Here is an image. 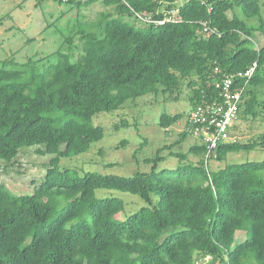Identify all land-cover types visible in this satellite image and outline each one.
<instances>
[{
  "label": "trees",
  "instance_id": "1",
  "mask_svg": "<svg viewBox=\"0 0 264 264\" xmlns=\"http://www.w3.org/2000/svg\"><path fill=\"white\" fill-rule=\"evenodd\" d=\"M95 1L36 0L76 6L67 26L55 28L60 47L45 59L0 60V170L22 148L54 156L32 194L0 184V264H264V161L209 169L230 153L264 150V133L207 155L202 138L184 130L145 160L150 171L132 177L61 167L105 138L96 117L145 96L189 104L161 114L158 125L169 130L181 120L190 125L199 106L223 105L217 85L232 77L243 101L231 133L242 119L260 118L264 0H102L116 15L84 22L82 10ZM254 64L250 78L238 77ZM188 136L198 142L189 154L202 155L199 165L159 169L187 159L176 148ZM237 232L245 234L238 243Z\"/></svg>",
  "mask_w": 264,
  "mask_h": 264
},
{
  "label": "rangeland",
  "instance_id": "2",
  "mask_svg": "<svg viewBox=\"0 0 264 264\" xmlns=\"http://www.w3.org/2000/svg\"><path fill=\"white\" fill-rule=\"evenodd\" d=\"M36 4V0H0V60L14 59L17 63H24L29 58L45 59L60 47L63 38L56 33L55 28L67 26V22L76 15V6L45 2L42 7H38ZM107 13L116 15L114 8L104 5L102 0H97L82 10V14L86 15L84 22H95L102 14ZM174 13L176 15L177 11ZM61 14L65 17L53 25ZM125 20L130 23L134 21L132 17H125ZM257 37V45H263L261 35L257 34ZM74 43H81L79 36L75 37ZM74 55H78V52ZM10 68H13V65ZM188 105L184 99L180 103H174L166 102L163 97L145 96L136 102H128L124 108L114 113H102L94 119V124L105 128V138L93 144L87 153L62 159L61 167L76 169L79 174L92 171L125 177H132L137 170L150 171L151 165H146L145 160L154 157L159 148L176 142L179 133L185 129L181 120L169 130H163L158 125L161 114H176L188 109ZM122 121L127 123V127L115 129V125H120ZM262 133L264 114L256 120L239 121L234 135L235 139L247 142ZM195 144L198 142L194 138L186 137L176 150L188 155L187 161L170 158L161 163L159 169L199 165L202 155L189 154L191 146ZM38 149L41 147L22 148L14 163H3L0 184L5 185L13 194H32L44 180L47 166L54 157L49 154L40 155L37 153ZM169 153V150H165L163 155L167 156ZM260 161H264V150L241 151L228 154L224 161L210 162L209 169L217 171L227 164ZM127 201L133 209L138 208L139 201L136 198H127ZM244 239L245 234L237 232L236 243Z\"/></svg>",
  "mask_w": 264,
  "mask_h": 264
},
{
  "label": "built area",
  "instance_id": "3",
  "mask_svg": "<svg viewBox=\"0 0 264 264\" xmlns=\"http://www.w3.org/2000/svg\"><path fill=\"white\" fill-rule=\"evenodd\" d=\"M69 1V0H65ZM75 1V0H74ZM88 1V0H76ZM175 11L171 12L175 15ZM208 29L206 28L205 31ZM256 65L246 73H239L238 77L250 78ZM234 80L232 77H227L222 85H217L221 89V98L223 105L213 104L199 106L191 114L190 125H186L184 130H187L192 137L202 138V142L206 148L207 155L214 154L218 146L233 139L231 129L238 120V116L242 104V90L232 93L231 86ZM188 127V128H187ZM211 127L214 128V133L210 132ZM216 157V155H214ZM211 258L208 257L207 261Z\"/></svg>",
  "mask_w": 264,
  "mask_h": 264
},
{
  "label": "clouds",
  "instance_id": "4",
  "mask_svg": "<svg viewBox=\"0 0 264 264\" xmlns=\"http://www.w3.org/2000/svg\"><path fill=\"white\" fill-rule=\"evenodd\" d=\"M237 123V122H236ZM236 123H235V125H236ZM234 125V126H235ZM233 129V128H232ZM232 135H233V139L232 140H235V135H234V132L232 131Z\"/></svg>",
  "mask_w": 264,
  "mask_h": 264
}]
</instances>
